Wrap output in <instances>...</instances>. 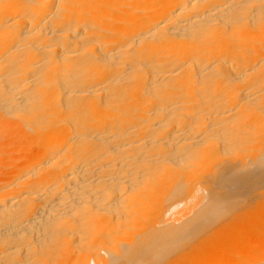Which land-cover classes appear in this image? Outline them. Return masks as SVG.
Instances as JSON below:
<instances>
[{"label": "bare ground", "instance_id": "bare-ground-1", "mask_svg": "<svg viewBox=\"0 0 264 264\" xmlns=\"http://www.w3.org/2000/svg\"><path fill=\"white\" fill-rule=\"evenodd\" d=\"M0 264H264V0H0Z\"/></svg>", "mask_w": 264, "mask_h": 264}]
</instances>
